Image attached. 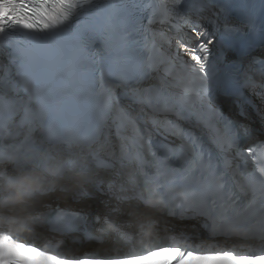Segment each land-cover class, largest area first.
I'll return each instance as SVG.
<instances>
[{"label":"snow or ice","instance_id":"obj_1","mask_svg":"<svg viewBox=\"0 0 264 264\" xmlns=\"http://www.w3.org/2000/svg\"><path fill=\"white\" fill-rule=\"evenodd\" d=\"M94 6V0H0V33L16 31L17 28L24 29L28 33H43L48 36H55L58 33H64L72 30L76 26L80 17L86 15ZM225 12V16L235 14L241 17L244 27L249 29V33L256 30L257 24L251 18L250 12L256 7L251 0H231V2H224L219 5ZM259 7L264 10V0H260ZM259 27L264 31V19L260 21ZM242 31L241 27L227 23L223 31L220 33L219 40L216 41L220 45V51L241 49V37L248 35ZM209 33L201 31L193 27L192 37L194 44L185 43L183 39H178L176 43L179 45V52H182L190 61L194 62L193 66L198 72V79L201 81L200 85L192 90V94L199 98L191 102H183L178 108H173L178 112L180 118L188 119L194 112L193 109L197 103L200 107L208 108L212 112L217 113V108L214 105L212 97V88L217 86L220 82L216 78V68L209 64V56L211 54L209 45L213 44L212 39H207ZM98 39L97 29L92 25H85L84 27H76V30L71 34V43L77 56L87 57L91 54V47ZM242 50V49H241ZM256 63H264V61L256 60ZM106 93V100L111 107L110 90L103 84L101 85ZM17 91L29 90L26 82L17 81L12 86ZM240 83L234 77L228 79L224 83V90L229 95H238L240 92ZM3 94H7L4 92ZM27 111L32 114L44 112V105L39 108L33 106L32 103L27 105ZM7 118L11 119L12 114L8 113ZM225 118L222 114L217 113L216 125L224 123ZM47 126V121H44ZM230 127H235L232 121L227 122ZM55 127V125H53ZM214 134L219 132L218 127H212ZM245 130L247 128L245 126ZM226 145L229 149L235 148L239 153L241 148V141L235 134L229 136L226 140ZM54 147L60 152H66L67 157L74 160L76 167L85 177V179L76 186L69 188L62 185L60 182L64 180H56L43 194L51 193L55 190L61 192H72L73 199H80L88 195L84 190V185L93 183L94 177L98 170L95 169L92 157L95 155L90 151L92 144L87 141H81L76 138L59 139ZM261 147L257 143L255 147L249 146L247 148V157L254 158L256 155V148ZM44 152L50 156L46 149L40 146L37 141H33V148L24 154L14 155H0V173H9L16 170L22 163L23 159L30 158L33 155H38ZM203 153L199 156L193 152L192 156H185L179 167H172L173 161L169 160L166 167L171 174L176 178L172 184L161 181L160 164L162 162L155 158V153H145L143 167L145 169L143 179L139 182L138 189L133 187L131 189L132 196L138 202V206L133 210L139 212L145 208L144 201L147 194L152 195L156 210L168 209L169 215H174L175 211L180 208L179 203L175 201L172 194L174 188H178L185 193H208L211 189L207 184V177L203 178L202 183L188 184L182 182L183 174L191 171L193 166L202 158ZM51 157V156H50ZM247 163V161H246ZM212 168L211 161L208 165ZM256 172L260 177L264 178V168H257L249 175L255 176ZM219 190H223L227 181L222 175H215L213 173ZM238 198L229 196L232 204L236 203ZM142 206V207H141ZM54 218L51 222L56 225H61L65 231L77 230L81 222L85 219V214L81 212L61 211L55 209ZM121 212L120 208L110 209L105 223L110 228L116 230L121 225L114 218ZM96 222H100V217L97 216ZM264 264V256L253 255H236L231 251H222L209 254H199L193 251H187L185 254L179 247L172 246H155V250L148 251L144 255L126 254L123 257L115 258H64L59 254H54L49 251L42 250L39 246H33L31 242H21L11 235H0V264Z\"/></svg>","mask_w":264,"mask_h":264},{"label":"clouds","instance_id":"obj_2","mask_svg":"<svg viewBox=\"0 0 264 264\" xmlns=\"http://www.w3.org/2000/svg\"><path fill=\"white\" fill-rule=\"evenodd\" d=\"M61 179L76 186L85 177L72 158L46 154L23 159L15 171L0 173V235H11L17 239L29 235L42 219L43 194L53 182ZM144 205L143 211H132L129 224L137 230L139 241L148 244L156 224L152 195L147 194Z\"/></svg>","mask_w":264,"mask_h":264},{"label":"bare ground","instance_id":"obj_3","mask_svg":"<svg viewBox=\"0 0 264 264\" xmlns=\"http://www.w3.org/2000/svg\"><path fill=\"white\" fill-rule=\"evenodd\" d=\"M168 9L171 11V21L173 25L175 26V30L177 34H182L185 31H190L192 24H195V28L198 30H207L208 32H211V27L208 25V21L206 20L202 24L197 21V19L193 18L191 15V7L187 4V1H184L179 8H172L168 7ZM187 21H190V24L186 23ZM167 33L170 34V29H166ZM174 32V30H173ZM174 45H164V47L168 50H171L175 47L179 48V45L174 41ZM5 54L0 49V97L2 96H8L11 95L10 90V83L8 82L6 78V70L8 69V64L5 61ZM188 58V57H187ZM6 92L7 94H3ZM62 199V198H60Z\"/></svg>","mask_w":264,"mask_h":264}]
</instances>
